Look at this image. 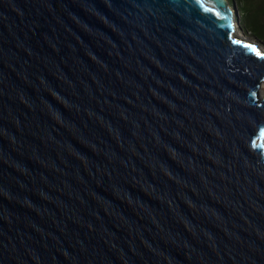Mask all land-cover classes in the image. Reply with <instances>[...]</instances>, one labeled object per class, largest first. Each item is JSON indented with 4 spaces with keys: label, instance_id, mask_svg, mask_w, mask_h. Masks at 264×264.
I'll return each mask as SVG.
<instances>
[{
    "label": "water",
    "instance_id": "95a60500",
    "mask_svg": "<svg viewBox=\"0 0 264 264\" xmlns=\"http://www.w3.org/2000/svg\"><path fill=\"white\" fill-rule=\"evenodd\" d=\"M238 28L228 0H0V264H264Z\"/></svg>",
    "mask_w": 264,
    "mask_h": 264
},
{
    "label": "trees",
    "instance_id": "16d2710c",
    "mask_svg": "<svg viewBox=\"0 0 264 264\" xmlns=\"http://www.w3.org/2000/svg\"><path fill=\"white\" fill-rule=\"evenodd\" d=\"M241 12V27L253 38L264 44V0H229Z\"/></svg>",
    "mask_w": 264,
    "mask_h": 264
},
{
    "label": "rangeland",
    "instance_id": "374dc122",
    "mask_svg": "<svg viewBox=\"0 0 264 264\" xmlns=\"http://www.w3.org/2000/svg\"><path fill=\"white\" fill-rule=\"evenodd\" d=\"M229 1V0H228ZM229 6L232 10H234V15H235V21L237 24H239V33L242 37L245 39L250 40L255 46L259 47L261 49V46H263V51H264V44L253 38L250 34L246 33L243 28L241 27L240 21H241V12L235 2L229 1ZM264 92V90H263Z\"/></svg>",
    "mask_w": 264,
    "mask_h": 264
},
{
    "label": "bare ground",
    "instance_id": "6f19581e",
    "mask_svg": "<svg viewBox=\"0 0 264 264\" xmlns=\"http://www.w3.org/2000/svg\"><path fill=\"white\" fill-rule=\"evenodd\" d=\"M263 90H264V87H263ZM263 90H262V92H263Z\"/></svg>",
    "mask_w": 264,
    "mask_h": 264
},
{
    "label": "snow or ice",
    "instance_id": "6c2138e0",
    "mask_svg": "<svg viewBox=\"0 0 264 264\" xmlns=\"http://www.w3.org/2000/svg\"><path fill=\"white\" fill-rule=\"evenodd\" d=\"M218 14V13H217Z\"/></svg>",
    "mask_w": 264,
    "mask_h": 264
}]
</instances>
